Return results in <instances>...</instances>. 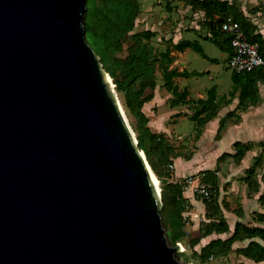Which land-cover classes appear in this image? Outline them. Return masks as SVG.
Masks as SVG:
<instances>
[{"label": "water", "instance_id": "water-1", "mask_svg": "<svg viewBox=\"0 0 264 264\" xmlns=\"http://www.w3.org/2000/svg\"><path fill=\"white\" fill-rule=\"evenodd\" d=\"M84 11L0 0V264H197L167 240Z\"/></svg>", "mask_w": 264, "mask_h": 264}, {"label": "trees", "instance_id": "trees-1", "mask_svg": "<svg viewBox=\"0 0 264 264\" xmlns=\"http://www.w3.org/2000/svg\"><path fill=\"white\" fill-rule=\"evenodd\" d=\"M184 5L190 6L192 12L201 14L203 24L208 30L205 37L211 39L217 45L231 53L229 36L221 30V22L227 16H231L243 28L247 39L258 44V50L264 58V40L260 33H255L256 26L250 22L243 12L232 2L225 0H180ZM140 6L137 0H96V6L93 12L90 9V0H85V11L83 14V25L85 29V40L87 36L91 37L98 47L100 61L113 78L115 88L122 92L124 106L128 113L135 119L138 131L137 145L144 151L146 160L151 170L158 178L163 175L157 168L152 156L156 155L157 161L161 164L167 163L169 156L174 159L177 154L173 153L171 146L166 144L167 134L163 131H152L147 125V117L143 113V105L150 101L154 96L156 88L155 68H159L163 79V87L171 93L169 102L171 107L180 104H193L194 113L191 120H194L200 128L202 124L211 120L217 113V109L226 98L217 99L215 87L212 86L207 90L205 98H187L189 91L186 87L180 89L174 83L175 77H186L189 75L185 70L179 71L175 67H170L174 60L171 52L173 50L182 51L185 48H192L202 57H206L201 45L197 40L180 39L173 42L169 40V45L158 53H153V48L148 40L155 36L154 31L146 29L140 32H133L134 22L139 14ZM130 38L132 43L127 49L124 56H116L123 48L124 41ZM146 39L143 42L142 39ZM155 62L157 65L155 67ZM264 80V69L256 68L249 72L231 74V88L227 95L234 97L237 94V107L244 110L247 105L254 104L257 100L258 82ZM149 89L147 93L145 90ZM190 107V106H189ZM234 111H228L226 117L232 116ZM179 114V112H176ZM224 119L218 122L216 135L219 136L221 129L224 127ZM264 148V140L260 142ZM234 153H222L217 160H222L225 156H232L235 162H239L245 153L252 148L250 142L236 140L232 143ZM259 158L249 166L244 182L247 185L248 192L253 193L258 189V180L255 176L256 169L261 164ZM214 174V173H213ZM211 184L216 187L217 179L213 176ZM162 208L160 211L161 222L167 230V240L171 245L179 242L184 238L185 231V202L183 190L179 183L166 182L161 189ZM259 201L264 204V192L259 195ZM204 207V218L207 223L198 227L199 234L192 237L189 245L193 248L200 243V240L211 234L230 232L229 225L222 213L216 198H201ZM255 220L261 223V226H250L240 221H236L230 234L225 238L210 239L205 244L200 245L199 250H194L198 255L197 264H210L209 259L212 257H225L232 251V245L236 241L245 239L260 238L264 240V213H256ZM236 255H241L255 262L264 264V246L255 240H250L244 247L234 249Z\"/></svg>", "mask_w": 264, "mask_h": 264}, {"label": "rangeland", "instance_id": "rangeland-1", "mask_svg": "<svg viewBox=\"0 0 264 264\" xmlns=\"http://www.w3.org/2000/svg\"><path fill=\"white\" fill-rule=\"evenodd\" d=\"M137 1L140 6V11L130 33L140 32L146 29L154 31L155 36L150 38L148 43L151 44L155 56L169 45V40H171L174 33L173 30L181 23V15L185 20L184 23H186V26H191L190 19L194 17L193 12L191 9L183 12L185 6L180 0ZM228 1L234 3L243 12L242 3L244 0ZM246 3V10L249 13L261 11L262 16L264 15V0H246ZM95 6L96 0H91V12H93ZM246 18L252 22L249 16H246ZM198 24L200 25V31L193 29L189 31L182 30V37L197 40L206 57H202L190 47L187 48L181 55L176 57V60L180 67L184 64L183 67L189 75L173 79L174 83L180 89L186 87L189 90L192 99L197 98L199 94L206 97L207 90L212 86H216L219 94L225 93L231 86L232 74V70L227 61V51L221 49L217 43L205 37L208 35V30L202 20H198ZM255 26L256 28L258 27L256 24ZM90 40L98 52L96 43L91 37ZM142 40L143 42L146 41L144 38ZM131 43L132 40L127 38L123 43L122 50L116 56L126 55ZM156 65L157 62H155V67ZM155 80L157 84L155 96L143 105L142 110L148 119L147 125L152 131H163L167 134L168 141H166V144L171 146L173 153H176L177 156L171 159L172 154L169 156L167 163L161 164L160 161H157L156 155H153L152 159L157 164V168L163 176L158 178L153 173L157 177L160 194L164 183L176 181L184 191L183 195L186 196V200L188 197L198 200V202L192 201V203H189V201L185 202V214L183 218L186 234L179 241L183 248L180 247L179 252H177L186 261L198 263V255H196L194 250H199L200 245L205 243L208 237L206 236L201 239L200 243L193 248L189 245L191 238L199 234L196 230L197 224L202 226L207 223L203 215V204L201 205L200 203L203 197L194 190L195 186L197 184L204 185L209 190L207 199L216 198L230 226L233 225V220L236 218L235 213L237 211L239 212L240 209L239 206L241 203L239 199L243 196L242 184L247 170L243 173V168L235 164L232 156H225L222 160H217V157L224 152L234 153L230 141L231 136L236 132L230 129L232 126L230 123L235 122L239 115L237 111H234L232 116L228 117L224 114L223 116L222 114L216 113L214 116H210L212 117L211 120L202 124L197 129V123L191 120V116L194 113L193 107L196 105H190L188 103L171 107L167 97L168 93H166V89L163 87L160 70L157 67L155 68ZM109 81L112 82L111 87L122 106L123 116L133 136L137 140L138 131L136 121L125 108L123 94L115 88L114 80L110 76ZM259 83L261 85H258V91L260 90V93L264 96V80L259 81ZM148 91L149 89H146L145 93ZM176 112H179V114H176ZM221 118L224 119L225 124L219 136H217V124ZM240 138L242 139L240 136L236 139ZM255 148L257 149V153L260 154V157H263L264 148L260 143ZM255 157L259 158L258 155ZM213 176H216L217 179L216 187L210 182ZM195 212L199 214L198 217H192V214ZM201 218L204 219L200 220ZM194 224L196 225L195 227H193ZM209 263L238 264V262L234 263L229 257H211Z\"/></svg>", "mask_w": 264, "mask_h": 264}, {"label": "crops", "instance_id": "crops-1", "mask_svg": "<svg viewBox=\"0 0 264 264\" xmlns=\"http://www.w3.org/2000/svg\"><path fill=\"white\" fill-rule=\"evenodd\" d=\"M225 1L229 2L228 0H225ZM184 6L185 7L183 8V12L190 10V6H188V5H184ZM246 8H247V3H246V0H244V2L242 3V10H243L244 15L249 16L250 19L252 20L253 24H256L258 26L255 30V33H260L262 35V38H264V15L262 16L261 11H256V13H251V12L249 13L246 10ZM178 10H180V9H178ZM193 16L194 17L192 19H190L191 26L190 25L186 26V23H184L185 20H184L183 16L181 15V21H180L181 23L177 27H175V29L173 30V32H174L173 36H172L173 42H177L180 39H188V38L182 37V30L189 31V30L193 29V30L200 31L199 30L200 25L198 24V20H202L201 14H199L197 12H193ZM188 40H195V39H188ZM186 49L187 48H185L182 51L173 50L171 52V54L174 57V60L171 63L170 67H175L179 71L185 70L183 67L184 64L181 67L178 65L176 57L181 55ZM227 59H228V56H227ZM181 77H175V79L181 78ZM231 84H232V81H231ZM258 85H261V84L258 82ZM214 87H215L217 99H220V98H222L223 95H226V97H225L226 99L222 103H220V105L217 109V113L225 115L228 111H237V113L239 115L235 122L230 123L232 126H231V128L230 127L229 128L232 131L236 132V133H234V135L231 136V141H230L231 144L236 140H239L242 142H250L252 144V148L245 153V155L241 158V160L239 162L234 161L238 167L244 169V171L242 169V172L244 173L245 170L249 166H251L253 164V162L256 160L255 156H257L258 153H257V149L255 147L258 146L259 143L264 140V117H263L264 116V96H262V94L260 93V90H259L258 94H257L256 102L254 104L247 105V107L244 110H241L240 108L237 107V103H238L237 94L238 93H236L234 97H230L229 95H227V92L230 90L231 86L225 93H220V94L217 92L216 86H214ZM155 91H156V89L154 90V96L156 93ZM166 93H168L167 94L168 98L171 97L170 93L167 90H166ZM187 98H191L190 92H189V95ZM197 98H205V97H203L202 94H199ZM197 98H195V99H197ZM261 115H262V117H261ZM239 136L242 137V139L241 138L236 139ZM255 176L258 180V189H257V191H255L253 193L248 192V188H247L246 183L242 181L243 182V184H242L243 196L239 199V201L241 203L239 206L240 207L239 212L237 211L235 213L236 218L233 220V223H232L233 225L230 226V224L226 220L228 225H229L230 232L233 229V226H234L236 221H240V222H242L246 225H250V226H261L262 225L261 223H259L258 221L255 220L254 216L258 212L264 213V204H261V202L258 199L259 195L262 192H264V155L261 159V164L256 169ZM183 193H184V191H183ZM186 201L187 202L189 201V203H192V201L198 202V200H194V198H189V197L187 198ZM200 203L202 205L201 201H200ZM203 211H204V207H203ZM224 217H225V215H224ZM195 226L196 225L194 224L193 227H195ZM198 227H199V225L197 224V226H196L197 231H198ZM230 232L229 233L226 232V233H219V234H211V235L207 236L208 240L206 242H208L210 239H214L217 237L225 238L230 234ZM250 240H255L264 246V240L260 239L258 237L252 238V239H245L243 241H236L232 245V251H230L228 253V255L225 256V258L229 257L234 263L238 262V264L239 263H242V264H261V262H255V261H253L249 258H246L244 256L236 255V253L234 252V249H236L238 247H244ZM205 243H203V244H205Z\"/></svg>", "mask_w": 264, "mask_h": 264}, {"label": "built area", "instance_id": "built-area-1", "mask_svg": "<svg viewBox=\"0 0 264 264\" xmlns=\"http://www.w3.org/2000/svg\"><path fill=\"white\" fill-rule=\"evenodd\" d=\"M221 30L228 34L231 53L228 56V65L235 73H244L256 68L264 69V58L258 50V44L247 39L243 28L231 16H227L221 22ZM203 198L209 196V190L197 184L194 188ZM198 213H193L192 217H198ZM201 218L200 220H203ZM242 264V263H239Z\"/></svg>", "mask_w": 264, "mask_h": 264}, {"label": "bare ground", "instance_id": "bare-ground-1", "mask_svg": "<svg viewBox=\"0 0 264 264\" xmlns=\"http://www.w3.org/2000/svg\"><path fill=\"white\" fill-rule=\"evenodd\" d=\"M107 78H108V80H109V75L107 76ZM109 82H110V84H112V82H111V81H109ZM118 103H119V107H120V109H121V111H122V113H123L122 106H121V104H120V102H119V101H118ZM151 177H152V180H153V182H154V184H155V186H156L157 190L159 191L157 177L154 175V173H153L152 171H151ZM180 247H181V248H183L182 244H180Z\"/></svg>", "mask_w": 264, "mask_h": 264}]
</instances>
